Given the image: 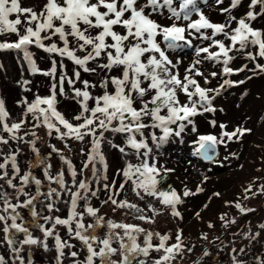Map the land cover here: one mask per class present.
<instances>
[{"label": "snow or ice", "instance_id": "6c2138e0", "mask_svg": "<svg viewBox=\"0 0 264 264\" xmlns=\"http://www.w3.org/2000/svg\"><path fill=\"white\" fill-rule=\"evenodd\" d=\"M200 3L209 7L216 6L219 13L225 16L224 21L213 22L201 9ZM222 4L224 0H212L211 4L209 0H33L32 4L22 6V0H0V35L11 33L17 37L13 42H0V50L23 52L32 73L39 70L29 46L56 54L62 60L66 58L84 73L99 76L97 83L81 80L80 70L69 77L63 71L64 65L61 62L57 78V61L53 60L51 70L42 73L53 80L50 95H36L31 102L24 99L20 102L24 106L21 118L11 120L10 123L5 101L0 98V144L7 145L9 140L29 144L36 157L29 167L31 169L42 166L44 179L49 185L47 191H43V181L31 171L21 175L17 164L18 150L3 157V162L0 163V180L17 192V203L13 204L4 185H0V224L3 225L0 231L4 233V242L14 255L13 264L16 260L19 264H25V258L20 255L25 245H36L48 251L49 238L54 240L57 253L55 264H63L65 249L69 250L67 255L73 258L74 264H96L97 260L99 264H147L146 260L139 257L149 256L150 249L163 250L165 253L152 264H165L184 251L182 229L177 231L175 244L166 245L170 239L168 235L147 232L144 246H141L137 243L134 233H144L143 228L123 222L106 221L99 215V209L91 205L90 198L99 199L98 193L101 191L100 187H92V180L97 185L101 180L107 181V163L101 150L106 139L105 133L121 134L124 136L123 146L112 141L108 143L124 155L128 154L126 148H131L141 162L135 165L129 163L126 168L118 171L117 174L124 177L118 189L115 181L103 184V190L108 195L101 203H111L116 209L127 208L135 213H143L144 209L137 204L126 199H116L130 181L137 197L143 199L146 195L162 198L161 204L170 207L174 217H181L176 210L177 205L183 203L181 195L171 186L170 191H159L157 188L160 182L157 177L166 178V173L173 170L157 168L155 163H149L152 148L148 139L160 147L171 136H181L188 125H193L192 131H195L194 117L205 112H215L212 101L220 94L221 89L242 84L244 81L225 79L219 87L211 88L202 86L197 78H201L203 84L208 85L211 79L218 75L230 76L244 71L248 67L247 64L238 69L229 67L237 58V53L243 54L245 59L255 64L249 71L264 72V64L256 62L258 59H264V30L254 28L251 23L264 16V0H250L248 11L239 18L232 13L241 6L242 0H230L227 7H219ZM193 16L197 18L193 19ZM54 37L57 40H53ZM197 40L208 43L203 46L202 43L194 44ZM45 41L50 43L46 44ZM185 49H192L194 58L181 70L183 58L173 57L170 53ZM205 61L209 62L212 68L219 65L220 69L208 71L202 68ZM91 64L95 66L90 67ZM65 82L71 88V97L65 90ZM77 82L83 87H76ZM28 84L29 81L25 80L21 85L25 91H30L26 87ZM97 86L102 91L99 95H93L90 89ZM58 96L73 99L79 105V111L71 119L57 110ZM182 96L184 99H181ZM29 116L32 128L26 129L25 126L30 122ZM212 123L215 126V122ZM41 127L47 130L49 138L64 141L65 148L69 147V140L83 142L86 137L89 138L88 152L81 150L82 154L86 155V160L79 172L55 145L49 144L51 152L46 157L41 156L36 147L40 139L36 129ZM220 128L224 129L226 125L221 124ZM153 129H158L162 135H157L155 131H148L146 135V130ZM21 131L23 135L20 134ZM250 131L237 127L232 132L224 131L219 139L211 134L200 135L195 141L198 145L195 153L210 160L212 157L209 153L215 151L217 144L224 143L223 137L232 140L233 137H242ZM4 133L8 134L7 138ZM29 135L33 139L25 140V136ZM52 153H56L67 165L70 183L65 179L63 169L54 176L51 174L52 165L47 161ZM97 163L103 169L100 175L97 174L101 171L97 169ZM90 164L92 179L85 177L77 181V176L82 175ZM9 165L13 173L11 176L8 172ZM17 178L19 187L14 183ZM30 184L35 185L34 194L25 191ZM52 184L57 187H51ZM200 191L202 189L197 188L196 192ZM247 191H251V188ZM195 194L185 188L182 195L187 197ZM214 195L219 196V193ZM21 196L25 197L22 202ZM62 196L68 197L65 200L68 204L66 218L44 215V209L48 213L59 211L56 204ZM37 201L43 204L39 212L36 210ZM80 201H84L82 211H78L81 207ZM235 207L241 213L250 211L238 203ZM22 208L29 210L31 223L42 233V239L34 237L25 226L26 222L18 211ZM148 209L158 214L152 205H148ZM86 215L93 218L92 223H85ZM196 215L199 216V213ZM136 218L153 222L146 215H138ZM40 220L44 223H40ZM49 224L51 227H48ZM57 225L66 228L68 239L62 238L56 232ZM212 226L209 224V227ZM103 227L108 231L101 238L96 235V230ZM261 227L264 228V225ZM117 229L121 230L122 234L116 231ZM18 233L23 234V239L17 240ZM154 236L159 237V245L151 243ZM70 240L79 241L86 250L83 260L76 259L79 252L72 251L75 245L70 243ZM114 243H118L119 247H113ZM240 251L243 252L244 249ZM118 252L121 259L113 260L112 257ZM0 264H6L2 255ZM27 264H32L30 256ZM257 264H264V260H258Z\"/></svg>", "mask_w": 264, "mask_h": 264}, {"label": "rangeland", "instance_id": "374dc122", "mask_svg": "<svg viewBox=\"0 0 264 264\" xmlns=\"http://www.w3.org/2000/svg\"><path fill=\"white\" fill-rule=\"evenodd\" d=\"M32 3L33 0H22V6H28ZM209 3L211 4L212 0H209ZM249 3L250 0H242L241 6L234 9L232 14L237 16V18L244 15L248 11ZM229 4L230 0H224V4L219 5V7H227ZM200 7L213 22L224 21L225 16L219 13L216 6L209 7L200 3ZM256 10H259V6H257ZM196 18L193 16V19ZM251 23L254 28L264 30V16L258 17L257 20ZM235 26V23H233V27ZM16 39L15 34L7 33L0 35V42H13ZM53 40H57V38L54 37ZM45 43L48 44L50 42L45 41ZM201 43L203 46L207 45L208 42L194 41V44ZM29 51L39 70L37 73L30 71L28 63L23 57V52L17 50H0V98L5 101V107L10 114L9 123L11 120H19L21 118L24 106L20 102L24 99L31 102L35 99L36 95L41 97L50 95V86L53 80L50 76H45L42 73L51 70L53 60L57 61V78L60 74L59 64L61 62L64 65L63 71L69 77H72L75 71L80 70L72 61L66 58L62 60L58 55L49 54L41 48L29 46ZM249 51L255 52L256 50L249 49ZM170 55L183 58V63L181 64V70H183V67L189 64L194 58V51L192 49H185L184 51L170 53ZM236 57L230 63L229 67L238 69L247 64L248 67L244 71L230 76L218 75L215 79H211L210 77L211 83L208 85H204L202 79L197 78L201 81L202 86L211 88L219 87L225 79L244 81V83L225 86L221 89L220 94L215 96V99L212 101L216 111L205 112L193 118L195 131H192L193 125H188L181 136H171L160 147L153 144L150 138L148 139L149 146L152 148L149 163H155L157 168L173 170L166 173V178L157 177L160 181L157 188L159 191H170L169 186H171V188L175 189L181 195L183 203L178 204L176 210L181 214L182 219L181 217H174L171 214V208L161 204L162 198L146 195L143 199L137 197L132 190L130 181L125 185L124 190L116 199H126L130 203L137 204L140 208L144 209L143 213H135L127 208L116 209L111 203H101L107 199L108 195L103 190V184L106 182L111 184L112 181H115L118 189L119 184L124 181L122 174H117L118 171L126 168L129 163L135 165L141 162L131 148H126L128 154L124 155L108 143V141H112L115 144L123 146V135L112 132L105 133L106 139L102 144L101 150L107 163V181L101 180L100 184L97 185L92 180V187L94 189L100 187L101 191L98 193L99 199L95 197L90 198L91 205L99 209V215L103 216L106 221L112 220L116 223L123 222L136 226L139 224L142 228H145L142 224L143 220H139L136 217L138 215H146L150 219H153L152 223L154 224H151V232L158 231L161 235H168L170 237L166 242L167 246L176 243L177 231L178 229H182L184 251L176 255L174 259L165 262V264H236L237 261L239 264H257L258 260H264V228L261 227V225H264V189H262V186H264V72L254 73L249 71V69L255 67V64L245 59L241 53H237ZM256 62L264 64V59H258ZM89 66L94 67L95 65L91 64ZM201 67L208 71H218L220 69L219 65L216 68H212L211 64L207 61ZM80 71L81 80H88L91 83L98 82V75ZM248 77H251V79ZM25 80L29 81L26 87L30 91H25L24 87L21 86ZM76 87L82 88L83 85L77 82ZM65 90L68 92L69 97H71V88H69L67 82H65ZM90 91L93 95H99L102 90L97 86L96 88L90 89ZM57 99V110L63 113L66 118L71 119L79 111V105L73 99L62 96H58ZM181 99H184V97L182 96ZM89 103L91 104L92 102ZM28 120L30 122L25 128L31 129L32 123L30 116ZM213 121L215 122V126L212 123ZM73 123L76 122L73 121ZM221 124L226 125V128L221 129ZM237 127L250 129L251 131L246 132L242 137H233L232 140L223 137L224 143L217 144L218 158L211 164L203 163L199 155L195 153V148L198 146L195 144V141L198 136L211 134L217 136L219 139L224 131L232 132ZM148 131H155L157 135H162L158 129L146 130V135ZM36 132L40 137L36 147L39 149L42 157L48 156L51 152L48 146L49 144L55 145L57 146L56 148L61 149L63 155L73 163L79 172L83 162L86 160V155L82 154L81 150L83 149L84 153H87L90 148L88 137L83 142L69 140L67 141L69 147L65 148V142L54 137L49 138L45 128H37ZM20 134L23 135V131ZM7 135V133H4L5 138H7ZM31 139L33 137L30 135L25 136V140ZM18 144L23 148V154L19 150V154L17 155V164L21 170V175L31 171L34 176L43 181L42 190L47 191L49 185L48 181L44 179L42 166L35 167L34 169H30L29 167L35 161L36 157L31 148L26 147L27 143L9 140L7 145L1 144L3 153L0 157L1 163L3 162L4 156L17 151ZM26 152L27 154H24ZM50 159H55V161L51 162L53 176L59 170L63 169L65 171V179L70 183L71 177L67 173V165L60 160V157L56 153H52ZM96 167L101 170L97 173L100 175L103 171L102 166L97 163ZM8 172L11 175L13 174L10 165ZM85 177L89 180L92 179L91 164L84 170L82 175L77 176V181ZM17 182L19 184V178L14 181L16 184ZM0 185L4 184L0 182ZM51 187H57V185L52 184ZM249 187L251 191H247ZM185 188L196 194L183 197L182 194ZM197 188L202 189V191L196 192ZM25 191L34 194L35 185L30 184L25 188ZM7 192L12 203H17V192L11 188H8ZM214 193H219V196L214 195ZM24 199L25 197H20L21 202ZM40 199L43 200V197ZM67 199V196H62L56 204V207L59 208L58 212L55 211L56 216L66 218L68 204L65 203V200ZM237 203L242 208L250 211L241 213L235 207ZM80 205L81 207L78 211L83 210L84 201H80ZM148 205H152L158 214L150 211ZM41 208H43V204L37 201L36 210L39 212ZM18 211L24 220L28 221V217L26 218L25 216H30L29 210L22 208L18 209ZM197 213H199V216L196 215ZM231 221H235V223H231ZM92 222L93 218L86 215L85 223ZM209 224L213 226L209 227ZM2 227L3 225L0 224V229ZM60 227L58 225L56 230L60 229ZM107 231L108 229L106 227L98 228L96 235L103 238ZM97 232H100V234ZM58 233L65 239L67 230L63 228ZM134 235L139 238H144L146 234L139 235L134 233ZM33 236L43 238L39 229L33 233ZM204 237L207 238L205 239ZM16 238L17 240L23 239V234L21 233L20 236L16 234ZM155 238L156 236L153 237L151 243L153 245H159V237L157 239ZM73 241L72 243L75 245L73 251H77V249L80 251L79 241ZM47 243L49 246V252H47L48 257L50 258L53 255L56 257L57 253L52 254L50 250L51 248H55L54 240L49 238ZM137 243L139 244V241ZM143 243L144 241H142ZM142 244L140 245L142 246ZM17 247H19L18 244ZM113 247L118 248V243H114ZM39 248L41 247L36 246L35 248L25 245L20 255L24 254L21 256L26 260L25 254L28 251L36 250V252H40ZM209 249H213L211 256L204 257L205 252ZM241 249H244V251L241 252ZM10 251L4 242V233L0 231V253L7 255L6 259L10 263H13L14 255ZM65 253L63 264H74L73 258L67 255V249H65ZM163 255H165L163 250L155 251L150 249L149 256H141L139 259L146 260L147 264H152L154 260L159 259ZM85 256L84 254H79L76 259L83 260ZM200 256H202V259L197 261ZM112 259L119 261L121 259L119 252ZM17 264H19L18 260ZM48 264H50L49 260ZM96 264H99L98 260ZM134 264H137V262H134Z\"/></svg>", "mask_w": 264, "mask_h": 264}, {"label": "trees", "instance_id": "16d2710c", "mask_svg": "<svg viewBox=\"0 0 264 264\" xmlns=\"http://www.w3.org/2000/svg\"><path fill=\"white\" fill-rule=\"evenodd\" d=\"M57 147V146H56ZM52 161H55V159L54 160H52V159H50V160H48L47 162L48 163H50L51 164V162ZM55 167V166H54ZM31 169H34V168H31ZM52 173V175H53V170L51 169L50 170ZM152 221H153V219H151ZM118 223H121V222H118ZM142 224L145 226V228H143L144 230H145V232L144 233H139V235L141 234V235H143V234H146L147 232H151V230H152V226H151V224H154V223H152V222H145V221H143L142 222ZM26 225L28 226V228H29V230L32 232V234H33V232L34 231H32V230H36V227H34L33 225H32V223H31V221H28L27 223H26ZM138 227H140V228H142L139 224L137 225ZM116 231H118V232H121L122 233V231L121 230H116ZM152 233H153V231H152ZM154 233H159L158 231H154ZM20 234L21 233H18V236H20ZM35 235V234H34ZM158 237L156 236V238L155 239H157ZM137 241H139V244H142V241H144V238L142 237V238H139V237H137ZM125 242H127V240H125ZM220 243H222V242H220ZM142 246H144V243L142 244ZM213 251V249H209L206 253L207 254H205L204 255V257L206 256V257H208L209 255L211 256V252ZM47 252H49V251H44L43 249L40 251V252H38V253H35V251H29V252H27L26 254H25V256H26V260L25 261H27L28 260V258H29V256L31 257V258H34V259H36V260H39L40 261V264H48V262H47V260H45L44 258L45 257H48V255H47ZM0 255H2V256H4L5 257V260H6V264H13V263H10V261L8 260V259H6V256L7 255H5L4 253H0ZM21 255H24V254H21ZM15 264H17V260H16V262H15Z\"/></svg>", "mask_w": 264, "mask_h": 264}, {"label": "flooded vegetation", "instance_id": "af4514ba", "mask_svg": "<svg viewBox=\"0 0 264 264\" xmlns=\"http://www.w3.org/2000/svg\"><path fill=\"white\" fill-rule=\"evenodd\" d=\"M18 146V151L19 150H21V152H22V154H23V148H22V146L21 145H17ZM26 147L27 148H31V146L30 145H28V144H26ZM24 154H27V152L26 153H24ZM3 155V153H2V145L0 144V157ZM22 160H23V157H22ZM0 163H1V161H0ZM26 167V166H25ZM28 167V166H27ZM23 171H24V168H23ZM24 174V173H23ZM22 174V175H23ZM9 175L11 176V173H9ZM47 181V180H46ZM0 182H1V184H4L5 185V190L7 191L8 190V187H7V185L5 184V182L4 181H2V180H0ZM17 184H18V182H17ZM18 187L20 186L19 184L17 185ZM42 209V208H41ZM40 209V210H41ZM43 214L44 215H52V216H56V214H55V211L54 212H52V213H48L47 212V210L46 209H44V211H43ZM26 218L28 217V221H32V219H31V216H25ZM26 223L28 222L27 220H24ZM26 223H25V226L26 227H28L27 225H26ZM40 223H44V221L43 220H40ZM58 226V225H57ZM57 226H56V228H57ZM49 227H51V225H49ZM63 228H65L64 226H61L60 227V229H58V230H56V231H58V232H60L61 231V229H63ZM36 230H38L37 228H36ZM36 230H32V231H36ZM33 232V233H34ZM98 234H100V232H97ZM65 239H68V237H67V234H66V237H65ZM18 240H20V239H18ZM72 241L73 240H70V243H72ZM73 243H74V241H73ZM72 243V244H73ZM79 246H80V251L77 249V252H79V254L80 255H86V250H84L83 249V246L80 244V242H79ZM33 247H35L36 248V245H33ZM7 249V248H6ZM40 249V251L43 249V248H39ZM51 250V253L53 254V253H55L56 251H55V248L54 249H50ZM68 250V249H67ZM35 251V253H38V252H36V250H34ZM69 251V250H68ZM72 251H73V249H72ZM75 251V250H74ZM29 252V251H28ZM10 253L11 254H13L11 251H10ZM45 260H47V262H48V260H49V262H50V264H55V257H54V255L52 256V257H45L44 258ZM31 261H32V263L33 264H40V261L39 260H36V259H34V258H31ZM25 263L27 264V261H25Z\"/></svg>", "mask_w": 264, "mask_h": 264}, {"label": "water", "instance_id": "95a60500", "mask_svg": "<svg viewBox=\"0 0 264 264\" xmlns=\"http://www.w3.org/2000/svg\"><path fill=\"white\" fill-rule=\"evenodd\" d=\"M209 155L212 157L210 160H208V159H204V158H202L201 156H199V157L201 158V160H202L203 163H205V164H211V163H213V162L218 158V155H219V153H218V146H216L215 151L209 153ZM205 253H206V252H205ZM204 255H205V254H204ZM202 256H203V255H202ZM202 256H200V257L198 258L197 261H200V260L202 259ZM193 264H194V263H193Z\"/></svg>", "mask_w": 264, "mask_h": 264}]
</instances>
